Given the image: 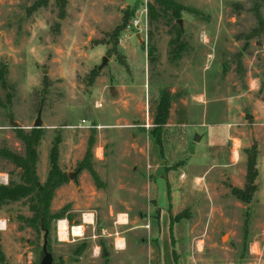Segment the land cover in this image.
<instances>
[{"label": "rangeland", "instance_id": "1", "mask_svg": "<svg viewBox=\"0 0 264 264\" xmlns=\"http://www.w3.org/2000/svg\"><path fill=\"white\" fill-rule=\"evenodd\" d=\"M59 1L0 0V148L24 154L16 132L41 104L38 179L54 144L67 175L50 207L55 264H264V0ZM145 5L147 32L133 35ZM0 175L21 182L2 157ZM253 185L248 200L234 192ZM91 211L82 238L58 240L57 219ZM32 214L29 198L0 205L7 264L40 263ZM117 220L126 248L110 250L97 237Z\"/></svg>", "mask_w": 264, "mask_h": 264}, {"label": "trees", "instance_id": "2", "mask_svg": "<svg viewBox=\"0 0 264 264\" xmlns=\"http://www.w3.org/2000/svg\"><path fill=\"white\" fill-rule=\"evenodd\" d=\"M59 2V6L62 8L63 0ZM257 21L260 31L264 27V19L257 15ZM160 106L159 115L156 118L157 123H163L166 112V104L162 102ZM16 134L24 146V154L21 155L6 147H2L0 148V157L9 160L20 170L21 182L0 184V205L18 201L21 198H29L30 209L33 214L31 217H25L24 219L37 229L43 230L42 228H47L49 230L51 219L60 217V214L51 213V202L56 189L66 180L67 175L61 172L57 165L58 153L56 144H54L49 154L50 169L48 176L45 182L40 183L36 173V148L41 136L40 128L34 127L28 132L20 128ZM156 142L158 143L157 140ZM255 164L256 155H252L247 161L246 177L249 184L257 175ZM254 190L255 186L253 185L247 187L245 191L234 189V192L243 200H248L249 194L254 192ZM0 263L7 264L4 261L2 252H0Z\"/></svg>", "mask_w": 264, "mask_h": 264}, {"label": "built area", "instance_id": "3", "mask_svg": "<svg viewBox=\"0 0 264 264\" xmlns=\"http://www.w3.org/2000/svg\"><path fill=\"white\" fill-rule=\"evenodd\" d=\"M148 29V17H147V9L146 5L140 8L139 12L135 13L134 16L128 21L125 30L131 31L133 35H140L142 33H146ZM84 123V120H82ZM85 126V125H82ZM6 176L0 175V183L5 184ZM92 218L91 212L82 213V223L73 224L69 223L66 218H59L56 221V233L58 240H67L74 241L76 239L82 238L84 236L85 225L91 224L89 219ZM5 226V221H4ZM121 245H124L122 239L115 240L114 248L120 249Z\"/></svg>", "mask_w": 264, "mask_h": 264}, {"label": "crops", "instance_id": "4", "mask_svg": "<svg viewBox=\"0 0 264 264\" xmlns=\"http://www.w3.org/2000/svg\"><path fill=\"white\" fill-rule=\"evenodd\" d=\"M197 100L199 101V102H202L203 101V95H200V96H198V98H197ZM160 151V150H159ZM54 198V197H53ZM53 200V199H52ZM123 207H125V206H123ZM123 207L122 208H118V210H116V209H113V208H110L109 209V215L110 216H113V218L115 219L116 217H122V216H124L125 214V212H124V209H123ZM73 211H75V209H71V210H67L66 211V216L68 215V214H71ZM71 212V213H70ZM84 213V212H83ZM91 213H92V218H90L89 219V221H91V224H92V222H93V220H94V212L93 211H91ZM63 218H66L67 220H68V217H63ZM124 218V217H123ZM78 220L80 221V223H82V214H80L79 215V217H78ZM69 221V220H68ZM73 221V220H72ZM122 221H124V220H122ZM122 221H119V220H117V221H114L115 222V225H114V229H115V231H113V232H108L107 234H103L102 236H98L97 238H102V239H98V240H103L105 243H107L108 244V246L110 247V250H112L114 247V242H115V240H120V239H122L123 240V242H124V248L123 249H125L126 248V239H125V237L124 236H118L117 234H119V232L116 230V229H122L121 231H124V227H125V225H124V222H122ZM70 223V222H69ZM74 224V223H73ZM87 225H89V224H87ZM113 229V228H112ZM150 234V233H149ZM76 240H78V239H76ZM75 241V240H74ZM99 241V242H100ZM102 247H101V244H96V245H94V248H93V250H92V252H93V255H95L96 256V254H99V252H100V249H101ZM114 249H116V248H114ZM116 250H122V249H116ZM111 251H108V254L110 253ZM154 252H155V250L154 249H152V248H150V257L151 256H153L152 254H154ZM156 253H157V251H156ZM158 258V257H157ZM76 264H85V263H76Z\"/></svg>", "mask_w": 264, "mask_h": 264}, {"label": "water", "instance_id": "5", "mask_svg": "<svg viewBox=\"0 0 264 264\" xmlns=\"http://www.w3.org/2000/svg\"><path fill=\"white\" fill-rule=\"evenodd\" d=\"M178 23H179V26L180 28H182V24H181V20L178 19ZM138 36V34H137ZM107 60V57H103L102 58V62H101V65L102 66ZM41 109H42V105L40 104V107L37 111V116H36V119L34 121V124L33 126L36 127V128H39L41 127V124H42V120H41ZM11 123H12V126L13 127H16L17 126V123L16 122H13L12 119H11ZM196 139H199V136L196 137ZM75 172H69L68 173V177L69 178H72L73 176H75ZM43 229V236H42V239H43V242H42V257L40 259V263L39 264H55L54 260H53V256L51 254V252L47 249V241H48V229L47 228H42Z\"/></svg>", "mask_w": 264, "mask_h": 264}, {"label": "bare ground", "instance_id": "6", "mask_svg": "<svg viewBox=\"0 0 264 264\" xmlns=\"http://www.w3.org/2000/svg\"><path fill=\"white\" fill-rule=\"evenodd\" d=\"M4 228V221H0V229H3ZM124 248V245H121V248L120 249H123Z\"/></svg>", "mask_w": 264, "mask_h": 264}]
</instances>
